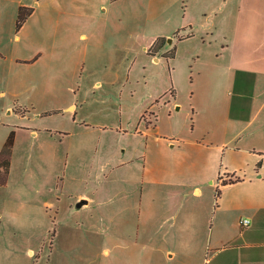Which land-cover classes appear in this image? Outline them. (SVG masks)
Wrapping results in <instances>:
<instances>
[{
  "label": "rangeland",
  "instance_id": "rangeland-1",
  "mask_svg": "<svg viewBox=\"0 0 264 264\" xmlns=\"http://www.w3.org/2000/svg\"><path fill=\"white\" fill-rule=\"evenodd\" d=\"M161 2L167 8L155 18L153 9ZM49 5L55 10L48 26L52 37L64 32V24L80 22V8H86L88 22L111 27V48L100 46L78 58H0V92H7L0 95V106L5 104V110L10 97L14 110L3 115L0 107V126L25 124L39 131L34 138L20 130L8 180L0 185V264H247V259L264 264V191L254 180L264 172V115L256 132L229 113L240 90L224 83L235 50H222L250 41L262 45L258 53L263 55L264 0H49ZM42 21L40 16L30 20L41 34ZM187 21L192 36L176 48L175 60L150 62L145 42L162 28L174 35L177 26L190 29ZM170 85L180 107L174 115L159 113L156 100L149 109L148 100L159 91L167 90L163 99L173 100ZM69 102L73 109L64 107ZM148 111L157 114V121L152 115L146 119ZM150 121L162 130L181 125V133L223 151L199 157L213 167L207 173L211 177L202 178L204 168L197 165L184 208L182 193L174 198L154 187L152 199L164 196L182 209L168 205L161 215L154 209L150 212L159 220L146 223L143 218L140 226L148 197L144 173L139 167L113 168L112 160L124 146L134 154L145 147L139 132ZM230 177L246 183L222 185ZM196 185L200 191L192 193ZM80 194L95 198L97 222L83 214L59 216L52 206L40 215L35 206L48 196L67 208ZM187 210L188 238L166 239L176 234L172 216L179 213L182 220ZM243 218L250 219V226H242ZM167 247L178 252L170 255Z\"/></svg>",
  "mask_w": 264,
  "mask_h": 264
},
{
  "label": "crops",
  "instance_id": "crops-1",
  "mask_svg": "<svg viewBox=\"0 0 264 264\" xmlns=\"http://www.w3.org/2000/svg\"><path fill=\"white\" fill-rule=\"evenodd\" d=\"M21 7L33 8L32 14L18 29L20 32L23 31L22 33L15 31L17 16ZM166 8V2H161L159 5L157 4L153 9L154 17H160ZM62 9L65 11L64 13L66 14V19H68L69 9L65 6L62 7ZM80 9V22H76V24H73L75 22H68L64 24V32L52 37L48 30V26L52 21L51 14L54 13L53 11L55 10L50 7L49 0H0V58L7 57L11 59L12 62H25L30 58L35 60L46 57L65 58L66 56H75L78 58L80 56H88L91 49H99L100 46L111 48V33H109V31H111V27H109L108 24H104L97 28L95 25H93L94 22H88V17L85 18L90 14V11L86 8ZM60 12L61 14L63 13L62 10H60ZM37 16L43 18L42 26L44 27V32L42 34L40 31H37L33 26L30 25V20L36 18ZM187 23V26H189L190 29H186V26H177L173 29L175 31V35L164 31V28H162V30L159 28L160 31L153 34L145 42L144 52L148 53V59L150 62L158 61L160 63L163 61V58H165L169 63L175 60L176 48L180 47V43L182 41L188 40L192 36V22L187 21ZM28 24L29 28H27ZM138 25L142 27L145 26V24L141 23ZM4 27L9 28L7 31H5ZM26 28L30 30L27 40L24 39ZM170 35H172V41L169 43L168 36ZM159 37H165L167 39L166 43L162 47L154 48V44ZM175 38L178 40L176 44L174 43ZM34 40H38V47L36 46V42ZM67 43H71V45H67ZM172 43H174L173 46ZM18 45H24V47L21 48ZM261 47L262 45L260 46L250 41H244L242 44H240V42L235 44L229 43L224 49H222L223 53L225 54L235 50V52L228 58L229 64L226 67V70H228L226 71L228 78L224 81V83L228 84L229 86H237V88L240 90V92H238V99L234 102V104H229V113L236 116L237 119L244 122L245 124L252 125L253 127L257 128L256 132L261 131L259 130L258 122L262 118V115H264V89L262 90L264 83V64L262 65L259 63L261 61L260 59L264 58V53L261 56L258 53ZM149 49L152 50V53L149 52ZM173 51L175 52L174 57L171 58L166 56ZM250 52L252 53L250 54ZM254 55L255 58L251 57ZM256 57L258 60H255L257 59ZM2 78L3 76L0 73V79ZM170 86L168 91L171 92L173 100L163 99L167 90H163L162 92L159 91L158 93L151 96L148 100V103H150L149 109H153L155 104L154 102L156 100L157 102L159 101V113L162 112L163 109L166 110L168 113L167 115H174L176 109H179L180 107L178 106L179 102L177 101L175 85L173 87ZM2 93L6 95L7 92L4 90L3 92H0V95ZM11 94H14V92ZM1 98L4 97L2 96ZM7 99L8 105L5 110H7V114H11L14 110L10 102V97ZM3 106H5V104L0 106L1 109ZM64 107L69 110L73 109L75 106L69 102ZM5 110L2 109L3 115L6 114ZM151 115L152 117H155V121H157V114L155 112L153 113L148 111L144 114L146 119L147 116L150 117ZM150 120L153 119L150 118ZM24 125L25 124H8L5 126H0V152L9 134L13 130L15 132L14 145H16L18 141L20 130H28L30 136L34 138L39 135V131L31 128L30 126ZM181 127V125H175L170 130H162L160 127H158L156 122L153 123L150 121L146 129L139 132L142 133L141 135H145L146 143L145 147L141 149L139 153L136 152V154H134L129 152L127 146L119 148L116 152H114V158L112 160L113 168L119 169L130 166L131 168L137 169L139 167L144 173L142 181L143 190L144 194H147L148 197L144 201L145 208L141 210L140 226L142 224L143 218H145L146 223L155 219L159 220L161 216L155 217L156 215L152 213L154 209H159L160 215L162 209L168 208V205L176 206L177 211L182 209L180 207V202L170 201L164 196L161 199H152L149 194L152 193V189L154 187H162L163 194H166L167 191L168 195L172 194V197L174 198L175 196L180 197V194L182 193V199L184 200L182 201V207L184 208L186 203L185 200L188 197L191 189L190 187L196 183L194 171L197 165H202L204 168L205 176H202V178L209 179V177H211V175H208L207 173L210 174L213 167L210 163H200L201 161L198 160L199 157H204V155H208L210 152L221 154L223 151V147L220 145H218V149L212 150V146L204 138L199 140L188 134L181 133L183 132ZM139 133L133 134L135 136H139ZM117 134H119V130L117 131ZM138 161L140 162V166L138 165ZM218 174L221 175V171L218 170ZM254 180L256 186L258 187V191H264V172H261ZM211 182H213V180H211ZM239 183H246V179L233 184ZM199 189L200 186H194L192 193H198L200 191ZM84 197H86V199H84ZM82 201L85 202L82 203ZM94 204V197L86 194H80V196L74 202L70 203L67 208L66 206L64 207L60 202L53 201L51 197L49 198L48 196L41 198L35 206L37 207L40 215H44V213L47 215L48 213L45 212V209L47 210L49 206H52L57 207L56 214L59 216H70V214H72L73 216L79 215L78 217H82L83 214L84 216H89V218H91L89 219L91 222H97L98 217L100 216L99 214H96ZM70 211H73L76 214L70 213ZM188 212L189 211L187 210L186 215L183 214L182 220L179 217V213H176L174 216H172L174 219V232L177 235L175 234L172 237L165 236L166 239L175 241L176 238L179 239V237H182V239L184 237L188 238L190 232V217ZM250 224L251 221L245 227L250 226ZM92 230H94V227H92ZM184 249H187V247H184ZM166 251L170 255L171 252L175 255L178 252L171 247H167ZM258 260L259 259H247L245 263L253 264L259 262Z\"/></svg>",
  "mask_w": 264,
  "mask_h": 264
},
{
  "label": "trees",
  "instance_id": "trees-1",
  "mask_svg": "<svg viewBox=\"0 0 264 264\" xmlns=\"http://www.w3.org/2000/svg\"><path fill=\"white\" fill-rule=\"evenodd\" d=\"M32 12H33L32 7H21L19 9L18 19H17V28H20L23 25V23L26 21L29 15H31ZM166 40L167 39L165 37H159L154 44V48L162 47L166 43ZM149 52L152 53V50L149 49ZM174 53L175 52L173 51L172 53L167 54L166 56L172 58L174 57ZM14 142H15V132L11 131V133L9 134L0 152V185H4L8 180ZM239 181H241V177H235L234 179L230 177L228 179L224 178L221 180L222 185L224 186L228 184L237 183ZM219 193L220 191H218V194Z\"/></svg>",
  "mask_w": 264,
  "mask_h": 264
},
{
  "label": "built area",
  "instance_id": "built-area-1",
  "mask_svg": "<svg viewBox=\"0 0 264 264\" xmlns=\"http://www.w3.org/2000/svg\"><path fill=\"white\" fill-rule=\"evenodd\" d=\"M222 177V176H221ZM220 177V178H221ZM250 223V219H248V218H243V219H241V224L243 225V226H247L248 224Z\"/></svg>",
  "mask_w": 264,
  "mask_h": 264
},
{
  "label": "water",
  "instance_id": "water-1",
  "mask_svg": "<svg viewBox=\"0 0 264 264\" xmlns=\"http://www.w3.org/2000/svg\"><path fill=\"white\" fill-rule=\"evenodd\" d=\"M172 41V37H170L169 39H168V42L170 43ZM85 201H82V203H84Z\"/></svg>",
  "mask_w": 264,
  "mask_h": 264
}]
</instances>
